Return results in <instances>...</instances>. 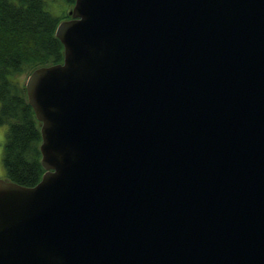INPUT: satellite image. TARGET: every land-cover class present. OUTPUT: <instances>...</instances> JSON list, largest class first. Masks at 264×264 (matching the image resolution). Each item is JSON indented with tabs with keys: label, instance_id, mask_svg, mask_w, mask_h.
<instances>
[{
	"label": "water",
	"instance_id": "1",
	"mask_svg": "<svg viewBox=\"0 0 264 264\" xmlns=\"http://www.w3.org/2000/svg\"><path fill=\"white\" fill-rule=\"evenodd\" d=\"M25 81L44 169L0 178V264H264V0H74Z\"/></svg>",
	"mask_w": 264,
	"mask_h": 264
},
{
	"label": "trees",
	"instance_id": "2",
	"mask_svg": "<svg viewBox=\"0 0 264 264\" xmlns=\"http://www.w3.org/2000/svg\"><path fill=\"white\" fill-rule=\"evenodd\" d=\"M63 18L46 10L45 0H0V125L7 126L2 164L5 179L23 186L35 185L44 169L40 123L17 77L62 62L55 28Z\"/></svg>",
	"mask_w": 264,
	"mask_h": 264
},
{
	"label": "rangeland",
	"instance_id": "3",
	"mask_svg": "<svg viewBox=\"0 0 264 264\" xmlns=\"http://www.w3.org/2000/svg\"><path fill=\"white\" fill-rule=\"evenodd\" d=\"M72 5L70 6L67 0H45V9L48 10L50 13L59 16V17H68V12L71 9ZM68 14V15H67ZM63 18V19H66ZM62 19V20H63ZM30 74V73H29ZM29 74H21L18 75L17 80L20 85L24 86L25 88V81ZM6 125H0V178H5V169L2 164V154L4 143L6 139Z\"/></svg>",
	"mask_w": 264,
	"mask_h": 264
}]
</instances>
